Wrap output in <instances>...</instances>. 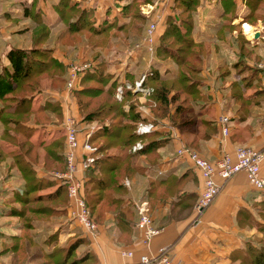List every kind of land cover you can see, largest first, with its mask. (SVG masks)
I'll return each mask as SVG.
<instances>
[{
  "label": "crops",
  "instance_id": "crops-1",
  "mask_svg": "<svg viewBox=\"0 0 264 264\" xmlns=\"http://www.w3.org/2000/svg\"><path fill=\"white\" fill-rule=\"evenodd\" d=\"M194 1L190 11L183 12L185 6L177 0H0V57L4 68L9 64L8 51L30 49L39 35L37 30L44 26L47 46L65 66L66 74L69 63L91 59L96 63L94 72L110 78L105 90L113 83L132 86L147 70L165 79L176 76L178 63L158 56L166 31H177L195 50L194 70L199 83L192 85L188 101L183 99L182 105L187 108L176 112L169 105L167 116L159 118L148 107L149 94L132 91L137 93L132 99L136 112L148 124L156 121V136L144 141H152V145L136 157V171L131 168L122 176L126 159H120L116 165L113 160L103 163L92 174L95 184H87L86 196L91 197L88 201L97 231L89 234L73 223L66 204L46 223L34 224L31 234L36 243L42 245L57 234L55 246L79 241L76 254L89 252L93 264H138L140 255L154 256L161 248L180 264H264V192L251 187L243 173L227 181L218 179L219 194L197 216L193 208L202 180L189 160L176 154L179 148H187L204 159L215 160L224 154L233 156L239 147L264 152V0ZM65 3L74 6V12L85 14L81 18L62 15L67 11ZM135 3L141 21L135 18ZM148 6L151 12L144 16L142 9ZM83 19L90 21L99 34L70 30L71 24L83 25ZM26 22L32 27L23 24ZM150 22L156 23V51L149 65L145 51L135 45ZM19 24L26 26L18 30L25 33L22 39L26 47L13 45L17 37L14 29ZM35 27V34L27 35L25 31ZM56 27L54 33L52 28ZM4 29L9 40L3 36ZM63 94L45 89L34 96V111L52 101L61 107L60 116L45 112L42 117L46 121L28 125L34 130L30 138L34 145L46 146L64 136L61 126L68 114L78 122L81 142L91 129L82 120L75 100L65 101ZM222 116L229 119L227 135L219 125ZM90 144L97 149L100 143ZM64 148L63 144V153ZM96 155L100 158L102 153ZM39 165L33 167L38 178L53 173L45 174ZM260 172L264 176V161ZM21 181L17 171V188ZM58 185L56 182L50 192ZM143 201L148 203L153 226L159 230L147 246L141 244L134 207ZM5 211H0V264H17L20 232L15 216ZM40 233L47 236L40 240ZM122 250L132 252V257H123Z\"/></svg>",
  "mask_w": 264,
  "mask_h": 264
},
{
  "label": "trees",
  "instance_id": "trees-1",
  "mask_svg": "<svg viewBox=\"0 0 264 264\" xmlns=\"http://www.w3.org/2000/svg\"><path fill=\"white\" fill-rule=\"evenodd\" d=\"M144 1L142 0V2ZM177 1L179 5L185 6L183 12L190 11V7L195 3L194 0ZM133 6H135L136 11L135 18L141 21L142 16L137 12L138 4L135 3ZM64 9L67 11L63 10L61 14L72 18L75 16L81 18L85 14L79 12V10L74 12V6L67 3L64 4ZM78 23L79 26L77 23L71 24L70 30L78 32L80 29H86L90 34H99L87 19H83V25L80 22ZM170 28L176 29L174 26ZM37 38L38 41L34 39L32 42L34 47L32 46L28 50L20 48L9 50L6 56L9 64L0 72V103H2L0 123L11 126L14 131L17 130V145L15 144L17 155L15 157H17V171L24 182L23 187L17 188V204L19 207L16 211L13 210L17 215V219L21 220L17 223L20 232L17 234V260L20 253L24 251L23 255L27 256L31 264H36L32 262L35 255L30 256L28 254L31 242L26 243L22 249L21 245L24 244L21 242L22 234L24 232L31 233L35 223H43L44 219L48 221L57 213V209L66 204L68 205L64 185H58L53 192L46 195L36 194L32 199L27 197L28 194L37 193L45 187L52 188L56 186V183L49 178H38L33 167L41 163L39 166L46 173L63 171L65 168L64 136L56 138L46 146L34 145L30 139L34 130L28 127L29 124L39 125L41 121H46L42 117L45 112L53 113L56 116L61 115V107L56 101L49 102L43 108L34 111L32 109L34 96L45 89L56 92L63 91L66 81V68L53 57L52 49L38 46L45 40L46 32H42ZM194 51L191 42L179 35L177 31H166L161 39L158 56L163 59L170 58L178 63L179 72L169 79L161 78L156 71L149 70L147 72L144 86L151 89L148 96V107L153 108L159 118L167 116L171 110L169 105H172L176 112L187 108L186 105H182L183 99L186 98L185 100L188 101L192 85L195 86L199 83L197 72L194 70L196 68ZM109 79L101 72L86 74L81 79L80 85L82 88L73 94L82 120L89 126L97 125L99 127L92 133L90 143H100L96 152H101L102 156L97 158L93 166L86 172L84 182L85 202L93 220L94 217L88 201L90 196H86L87 184H95V177L92 174L103 163L113 160L112 162L116 165V162H119L120 159H126V168H123L122 176L129 174L131 168L132 172L136 171V157L145 154L152 145V141L147 144H144V141L151 140L156 136L154 130L142 135L137 133L139 124L147 123L136 112V105L132 104V99L137 93L133 94L132 91L125 90L121 100H117L115 98V91L119 86L117 83H113L107 90L104 89ZM15 91H17V94H15ZM155 122L153 121L151 124L155 126ZM0 136H6L11 140L16 137L13 134L11 135V132H5L3 129H0ZM99 139L101 141H98ZM136 143H141L142 149L132 152L131 150ZM112 149L116 150L112 151ZM37 204L41 205L33 206ZM28 205L31 206L26 210ZM10 212L12 213V210ZM56 239V236L53 235L40 245L39 249L46 250V253L41 251L39 259H42L45 255V258L54 261V264H87L92 262L93 259L89 252L83 254V256H77L76 249L80 243L79 241L70 244L62 258L54 260L56 256H59L57 251L63 250L62 248H56L58 247L55 246ZM70 252L74 258H71ZM44 264H48V262Z\"/></svg>",
  "mask_w": 264,
  "mask_h": 264
},
{
  "label": "built area",
  "instance_id": "built-area-1",
  "mask_svg": "<svg viewBox=\"0 0 264 264\" xmlns=\"http://www.w3.org/2000/svg\"><path fill=\"white\" fill-rule=\"evenodd\" d=\"M151 8L142 9V14L148 16ZM156 23L147 24L141 41L135 45L137 49H143L148 57L149 65L153 62L156 51ZM150 67V66H149ZM96 69V63L91 59L74 61L68 64L66 81L63 90V100L70 101L74 99V92L79 90L81 79ZM148 70L141 75L132 86L121 85L115 91V98L121 100L124 91L130 90L150 94L151 89L144 86ZM229 119L222 116L219 119V125L223 135H227ZM62 131L64 134V159L65 168L63 171H56L49 177L66 188L68 205L67 212L70 220L85 230L89 234L97 231V224L90 216L89 209L84 196V178L83 173L87 172L98 158L96 148L90 142L92 133L99 127L94 125L84 136V141L79 139L78 122L72 114L64 117L62 122ZM154 129L152 124H139L137 133L147 134ZM142 149L141 143H136L132 152ZM179 157H185L189 160L192 167L198 172L202 180V190L194 205L193 210L197 216H200L208 208L220 192V181H227L233 176L243 173L247 182L254 189L264 192V176L261 175V165L264 161V152L250 147H239L233 156L224 154L215 160H207L200 157L195 152L187 148H179L176 151ZM128 185V182H125ZM137 211L138 219L136 229L141 236V244L147 246L150 241L159 234V230L153 226L150 214V208L147 202H138L134 205ZM120 254L123 257H132V252L122 250ZM138 264H180L173 261L167 254L166 248H161L157 255L151 256L142 254L138 258Z\"/></svg>",
  "mask_w": 264,
  "mask_h": 264
},
{
  "label": "rangeland",
  "instance_id": "rangeland-1",
  "mask_svg": "<svg viewBox=\"0 0 264 264\" xmlns=\"http://www.w3.org/2000/svg\"><path fill=\"white\" fill-rule=\"evenodd\" d=\"M23 24H27V26L32 27V24L29 25L30 23H28V22L23 23ZM23 24H19L17 26V29H14L17 31V34H15V36H17V37H16V39L13 38V42H14L13 45L26 47V45H24V40L22 39V37H24L23 35L25 33L24 34L18 33V30L26 29V26L20 27ZM31 29L25 31L27 33V35L35 34L37 28L36 27L33 28L32 31H31ZM52 29H53V32L55 33L58 28L56 27V28H52ZM45 30H46L45 26L41 27L40 29L37 30V33L41 34ZM245 30L249 31L250 29L248 26H245ZM0 33H2V32H0ZM3 36L5 37V39L9 40L7 29L3 30ZM11 36L12 35H10V37ZM28 45H29V42L27 43V46ZM32 46L33 45L31 44V47ZM38 46H40L41 48H49L47 46L46 40L42 41ZM50 46H52V43L50 44ZM2 60H3L2 57H0V72L3 71V69H4V66L2 65L3 64ZM15 94H17V91H15ZM1 106H2V103H0V107ZM4 111H9V110H4ZM41 122H43V121H41ZM0 129L5 130V132H9V133L11 132V135L13 134L16 136L15 139H13V140L7 138L6 136H0V203H2L1 206H3V207H0V211L6 210L5 211L6 215H8V211H9V214L11 215V217L15 216L16 222L19 223V222H21V220L17 219V215L14 213L17 210V208L19 207V205L17 204V157H15L17 155V148L15 146V144L17 145V130L14 131L11 126L3 125L1 123H0ZM44 173L46 174V172H44ZM19 175H20V173H19ZM48 177L49 176L47 175V178ZM41 178H43V177H41ZM21 184L22 185L20 187H23V185H24L23 180L21 181ZM51 189L52 188L45 187V188L39 190L37 193L28 194L27 197H28V199H32L33 196H35L36 194L46 195V194H49ZM43 204H46V203H43ZM40 205L41 204H37V205H33V206H40ZM30 206L31 205H28V207H26V210H28V208ZM10 210H12V213L10 212ZM13 210H15V211H13ZM46 222L47 221L44 219L43 223H46ZM44 225H46V224H44ZM46 236L47 235L40 233L39 239L43 240V238ZM56 238H58V234L56 235ZM40 240H38V241L40 242ZM21 242L24 243L23 245H21L22 249L26 245V243L31 242V246L29 247L28 254L30 256L35 255L32 262H35L36 264H44L45 262H48V264H54V261H49V259L45 258V255H43L42 259H39L40 255H41V251H42V253H46V250H40L39 249L41 247L40 243H36L34 241V236L31 233L24 232L22 234ZM57 246L58 247H56V248H62L63 250L57 251V255H59V256H56L54 260H57V259L62 258L64 256V254L66 253V248H68V246H69L68 241H65L62 245L58 244ZM23 253H24V251L20 253V257L17 260V264H31V262H29V260L27 259V256L23 255ZM70 254H71V252H70ZM36 256H38V257H36ZM71 256H72L71 258H74L72 254H71ZM75 257H76V255H75ZM87 264H93V262H90V263L88 262Z\"/></svg>",
  "mask_w": 264,
  "mask_h": 264
}]
</instances>
